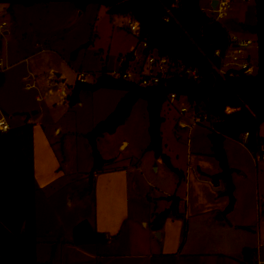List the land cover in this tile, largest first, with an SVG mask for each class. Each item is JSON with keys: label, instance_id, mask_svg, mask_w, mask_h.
<instances>
[{"label": "rangeland", "instance_id": "1", "mask_svg": "<svg viewBox=\"0 0 264 264\" xmlns=\"http://www.w3.org/2000/svg\"><path fill=\"white\" fill-rule=\"evenodd\" d=\"M202 4L228 33L254 41L245 50L256 65V34L250 31L257 22L255 0H231L224 15L212 11L208 0ZM0 52V71L6 78L0 89V116L12 126H23L29 117L33 133V143L23 140V148L32 152L37 171L36 246L41 264H195L192 251L205 242H218L220 235L199 232L200 225L228 216L235 207L225 212L227 184L223 179L217 184L213 180L221 167L213 156L209 126L193 124L181 129L177 125L184 98L166 101L161 128L163 149L182 177L146 149L150 134L145 99L134 105L116 133L98 139L97 148L107 162L93 174L87 134L107 119L126 93L109 88L82 90L75 104L69 96L79 72L86 74L88 82H95L104 69L116 72L128 61V68L138 73L143 42L124 15L111 14L96 3L85 10L71 1L12 8L0 3ZM130 52L135 56L131 61ZM62 88L68 95L64 100L58 91ZM191 113L182 117L188 120ZM259 127L264 137V122ZM244 142L243 136L238 142L224 141L235 168L232 179L240 203L233 219L248 226L241 230L247 246L254 244L264 254V155L254 159ZM174 196L178 205L171 209L169 197ZM163 212L158 219L163 227L160 240L154 220ZM84 220L99 232L121 234L107 245H76L74 228ZM182 250L184 255H180ZM238 259L242 261V252ZM232 262L225 259L222 264Z\"/></svg>", "mask_w": 264, "mask_h": 264}, {"label": "trees", "instance_id": "2", "mask_svg": "<svg viewBox=\"0 0 264 264\" xmlns=\"http://www.w3.org/2000/svg\"><path fill=\"white\" fill-rule=\"evenodd\" d=\"M54 1H71L81 10L96 3L106 7L111 14L126 16L129 26L135 24V35L139 42H146L145 53L155 50L160 56L167 57L171 63L180 67L194 68L200 74L193 79L178 73L163 79L157 86H141L128 79H116L104 69L95 82L77 80L69 98L72 104L80 101V92L100 89H117L125 96L106 120L99 122L89 134L93 150V174L103 170L106 160L97 148L98 139L107 133L114 134L125 124L134 105L141 99L147 101L149 114L148 130L150 141L146 149L162 159L181 177L183 173L170 163L163 149V130L165 116L163 107L171 93L182 96L190 103L202 106L216 119L214 131L209 133L213 156L217 159L221 172L213 176L214 183L223 179L227 188L228 206L225 212L234 209L235 184L234 169L229 166L224 147L226 138L241 141L248 132L244 145L255 159L264 155V137L260 135V124L264 122V0H255L257 22L250 28L256 34L257 72L249 75L243 70L217 72L222 56L217 50L224 51L232 44V37L218 20L208 16L201 6V0H0L12 6L20 4L31 6L37 3L48 4ZM128 60L135 58L134 52ZM128 61L121 67L124 72ZM6 82L5 74L0 71V89ZM23 140L33 143V133L28 121L19 128L8 132L0 131V264H41L37 258V227L35 208V171L31 159L32 152L23 148ZM171 209H176L177 197H169ZM154 220L155 229H160L158 219ZM108 241L105 233L95 230L87 220L74 228L76 245L101 244ZM240 264H259L258 250L245 247Z\"/></svg>", "mask_w": 264, "mask_h": 264}, {"label": "built area", "instance_id": "3", "mask_svg": "<svg viewBox=\"0 0 264 264\" xmlns=\"http://www.w3.org/2000/svg\"><path fill=\"white\" fill-rule=\"evenodd\" d=\"M231 0H219L216 6V10L219 15H224L229 6ZM131 30L136 32V25H131ZM254 41L252 39L240 40L238 36H232V44L224 51V54L220 53L217 50L216 54L221 55V65L218 67L217 72L222 74L227 71H237L243 70L249 75H255L257 72V64L254 65L251 61V56L246 53L245 48L249 45H252ZM257 43V42H256ZM148 46L146 42H143V58L139 61H142L141 65L137 69V74L133 71L132 68H128L121 72H110L116 79H128L139 83L141 86H157L163 79H168L175 74L183 73L193 79H198L200 74L197 69L194 68H185L184 66H176L174 63H171L170 60L165 56H160L155 50H151L148 53H145V48ZM3 65V59L0 54V66ZM77 80L81 82H87V76L83 72L77 73ZM60 95L62 97H68L65 89H59ZM186 101H184L179 109L180 115L185 116L190 110L192 111L189 119L181 118L178 121V126L182 128L190 127L193 124H207L211 131H214V123L216 119L212 114L204 109L202 106L196 107L195 103H190L185 96H182ZM180 98V99H181ZM176 93H171L168 100L171 102L180 100ZM188 101V102H187ZM11 129L10 123L4 116H0V131L8 132ZM249 136V133L246 132L243 135L244 140L246 141Z\"/></svg>", "mask_w": 264, "mask_h": 264}, {"label": "crops", "instance_id": "4", "mask_svg": "<svg viewBox=\"0 0 264 264\" xmlns=\"http://www.w3.org/2000/svg\"><path fill=\"white\" fill-rule=\"evenodd\" d=\"M200 2H201V6H202L203 10L206 12L205 7L202 4L203 0H201ZM212 3H213V0H208V4L210 6V9L213 11ZM127 19H129V18H127ZM5 34H8V33H5ZM229 35L237 36V34L232 35L230 33H229ZM0 54L2 56L1 52H0ZM55 72L56 71H53L54 74H55ZM60 76L61 77H59V78L62 79V82L64 83L66 81V78L64 76H62L61 73H60ZM51 79H52V77H51ZM62 89H64V88H62ZM58 91H59V89H58ZM61 98H62V100H64L66 97L61 96ZM13 119H14V115L11 116V120H13ZM27 121L29 123V121H30L29 117H28ZM8 122H9V120H8ZM10 125H11V129L21 127L20 124H19L20 126L19 125L15 126V124L12 126L11 123H10ZM243 145H244V143H243ZM245 148L251 154V152L249 151V149L246 146H245ZM252 157H253V155H252ZM228 161H229V166H231L235 171L234 165H232L230 163L229 155H228ZM34 171H35V178H36L37 171L35 170V168H34ZM234 194H235V200H236L235 201V203H236L235 209L230 214H228V216L222 215V218H218L217 220H216V218L215 219L213 218V221H218V222H213L212 220H209L207 222L204 221L203 224L201 223L200 228H199L200 229L199 232H209V233H211V235L217 233L218 235H220V238L217 239L218 242H215L212 240L214 242V244L212 243L213 245L211 244L210 241L205 242L203 244V246L198 247L199 248L198 250L192 251L191 254H192V256H194V259L196 260L195 264H214V262L215 261L217 262V260H219L218 261L219 264H222V262L225 259H227L229 261L233 260L232 264H240L241 261H240V259H238L239 253L240 252L243 253V249L245 247L255 248L253 246L254 244H249V246H247V244L243 240L244 235H243L241 230H244L243 228H248V226H246V224L243 222L240 223L238 221H234V219H233V217H234V215H235V213L239 207V204H240L236 187H235ZM259 204H260V202H259ZM257 211H258V214H260V212H261L260 205H259ZM37 214L38 213L36 211V227H37ZM227 217H230V218L227 219ZM162 229H163V227L159 229L161 231L154 229L156 231V233L160 232V235H159L160 240L163 239V230ZM120 234H121V231H120V233H116V234H112V235L106 234L108 236V241L104 244H106V245L109 244L113 238L119 237ZM184 253H185L184 250H182L180 252V255H184ZM115 254H118V253H115ZM166 255L167 254H164V256H166ZM263 255H264L263 252L259 253V251H258L259 264H264V256ZM131 256L140 258L142 255L133 254ZM143 256H145V255H143ZM181 264H185L184 261H182Z\"/></svg>", "mask_w": 264, "mask_h": 264}, {"label": "water", "instance_id": "5", "mask_svg": "<svg viewBox=\"0 0 264 264\" xmlns=\"http://www.w3.org/2000/svg\"><path fill=\"white\" fill-rule=\"evenodd\" d=\"M219 0H213V3H212V9L215 10L216 9V6H217V3H218ZM7 33V32H6ZM123 66H124V63H123ZM55 75L56 77H61L60 76V73L58 72H55ZM64 80V79H63ZM221 218V217H220ZM157 235L159 236L160 235V232H157Z\"/></svg>", "mask_w": 264, "mask_h": 264}]
</instances>
